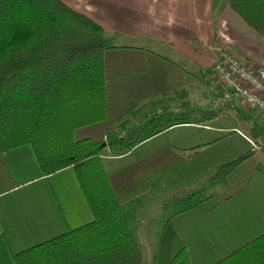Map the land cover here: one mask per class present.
Instances as JSON below:
<instances>
[{"label": "crops", "instance_id": "crops-1", "mask_svg": "<svg viewBox=\"0 0 264 264\" xmlns=\"http://www.w3.org/2000/svg\"><path fill=\"white\" fill-rule=\"evenodd\" d=\"M62 1L100 25L111 47L105 54L107 119L78 129L76 140L106 141L128 111L141 106L133 123L162 104L200 121L173 127L124 156L107 147L103 159L119 201L146 197L144 216L159 215L154 224L164 226L160 248L186 246L192 264H216L262 234L264 122L240 101L217 105L207 77L223 52L264 68V37L226 0ZM244 155L224 180L213 179L219 166ZM167 194L194 207L162 220L164 201L149 207ZM91 221L72 168L45 177L30 146L0 155V264Z\"/></svg>", "mask_w": 264, "mask_h": 264}, {"label": "trees", "instance_id": "trees-1", "mask_svg": "<svg viewBox=\"0 0 264 264\" xmlns=\"http://www.w3.org/2000/svg\"><path fill=\"white\" fill-rule=\"evenodd\" d=\"M226 3L264 37V0ZM110 48L102 27L62 0H0V155L30 146L45 177L72 168L93 216L90 223L15 253L12 264H143L137 231L146 197L119 201L104 151L109 147L124 156L173 127L200 121L167 106L133 123L141 106L130 109L106 141L76 140L78 129L107 119L105 54ZM247 158L219 166L213 179L224 180ZM188 203H167L163 218L194 207ZM163 254L161 247L157 264H192L186 246L168 260ZM216 264H264V232Z\"/></svg>", "mask_w": 264, "mask_h": 264}, {"label": "built area", "instance_id": "built-area-1", "mask_svg": "<svg viewBox=\"0 0 264 264\" xmlns=\"http://www.w3.org/2000/svg\"><path fill=\"white\" fill-rule=\"evenodd\" d=\"M207 82L217 105L240 101L264 122V68L242 63L234 53L223 52L213 62Z\"/></svg>", "mask_w": 264, "mask_h": 264}, {"label": "rangeland", "instance_id": "rangeland-1", "mask_svg": "<svg viewBox=\"0 0 264 264\" xmlns=\"http://www.w3.org/2000/svg\"><path fill=\"white\" fill-rule=\"evenodd\" d=\"M165 101V99L163 98L162 102ZM168 102V100H166ZM168 105L167 104H162L160 105L159 107L156 108V110H158V112H161L162 109L164 107H167ZM198 117V116H196ZM106 143V142H104ZM103 143V144H104ZM102 144V145H103ZM183 193H188V191H185ZM184 195V194H183ZM165 196H168L166 198V201L163 200V199H158L157 201H155L150 207H149V210H156V208H158V203L160 201H164L162 202L163 205L165 207L166 205V202H168V204H171V203H174L175 201H178L177 199H172V197H169L170 194H167ZM163 195V197H165ZM178 197V196H177ZM185 197V196H184ZM162 206L160 205L159 209L162 208ZM161 213H163L161 211ZM144 212H143V216H144ZM166 214V213H165ZM167 215V214H166ZM159 215H155L153 213L149 214V215H145L142 219V222L143 224L139 227L138 231H137V236L139 238V241H140V244H141V247L143 249V252H144V261H143V264H157L158 261L156 260L155 258V255H157V253H159V250H160V238L162 237V232L161 229H163L164 226L161 225H151L150 224V220H157L159 219L158 218ZM163 218V217H161ZM160 218V219H161ZM162 220H167L166 217H164ZM149 241V242H147ZM216 242H212L210 244V249L213 250L214 249V244ZM153 244V247H151L150 245ZM182 246L178 243L174 244L173 246L171 247H168V248H162L163 250H165V254H164V259L165 260H168L170 259L171 257H173L177 251L181 248ZM229 250H231V247L223 252H228ZM233 250V249H232Z\"/></svg>", "mask_w": 264, "mask_h": 264}, {"label": "water", "instance_id": "water-1", "mask_svg": "<svg viewBox=\"0 0 264 264\" xmlns=\"http://www.w3.org/2000/svg\"><path fill=\"white\" fill-rule=\"evenodd\" d=\"M106 144L104 143L102 146L104 147Z\"/></svg>", "mask_w": 264, "mask_h": 264}]
</instances>
